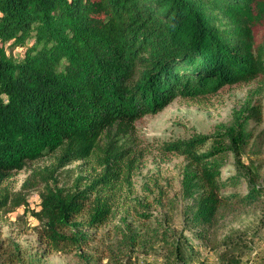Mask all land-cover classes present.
I'll use <instances>...</instances> for the list:
<instances>
[{
  "label": "trees",
  "instance_id": "obj_1",
  "mask_svg": "<svg viewBox=\"0 0 264 264\" xmlns=\"http://www.w3.org/2000/svg\"><path fill=\"white\" fill-rule=\"evenodd\" d=\"M264 77V0H0V174L56 153L33 172L42 183L38 210L40 249L0 239V264H46L50 253H73L79 264L105 255L87 251L111 213L113 175L135 124L178 97L214 94ZM262 121L261 105L247 103L211 135L194 134L163 144L184 157V220L200 238L216 239L220 219L240 205L264 204V186L241 161L252 138L248 123ZM103 137L102 174L73 187L58 185L59 169L87 159ZM212 140L206 150L202 147ZM231 153L245 192H225L239 175L221 178ZM33 184L27 180L23 189ZM27 206L14 194L12 206ZM264 211V210H263ZM87 216L78 220L82 213ZM229 233L218 245L223 264H240ZM139 233L128 227L107 264H133ZM122 243V244H121ZM171 252L180 254L178 246ZM173 249V250H172Z\"/></svg>",
  "mask_w": 264,
  "mask_h": 264
},
{
  "label": "rangeland",
  "instance_id": "obj_2",
  "mask_svg": "<svg viewBox=\"0 0 264 264\" xmlns=\"http://www.w3.org/2000/svg\"><path fill=\"white\" fill-rule=\"evenodd\" d=\"M250 103L261 105L262 121L250 120L248 128L252 138L241 154V161L254 170L253 182L264 186V77L248 83L229 85L214 94L200 97H178L155 115L143 117L135 124V131L126 140L127 151L113 177L111 213L108 220L90 233L95 240L87 251L103 254L98 264L108 263L109 251L119 246L123 232L128 227L139 233L138 244L131 250L133 264H223L220 254L225 250L218 241L225 234L241 236L246 244L243 250L229 249L240 264H264V204L240 205L235 212L220 219L217 238L204 239L196 236L184 220L186 201L181 197V169L184 157L176 152H164L165 142L187 139L194 134L211 135L223 123H230L233 113ZM101 137L91 155L59 169L58 185L71 188L78 176L85 183L102 174ZM209 140L201 150L212 145ZM56 153L28 162L21 170L0 174V239H10L28 250L40 249L37 227L39 222L32 210L39 209L40 183L33 172L50 166ZM224 166L222 180L239 175L235 185L224 188L225 192H245L246 175L238 173L231 153L221 155ZM29 180L33 186L23 189ZM26 194L28 205L13 207L14 194ZM84 212L78 220L84 221ZM122 244V243H121ZM178 246L181 255L171 252ZM173 250V249H172ZM46 264H79L73 253H50Z\"/></svg>",
  "mask_w": 264,
  "mask_h": 264
}]
</instances>
